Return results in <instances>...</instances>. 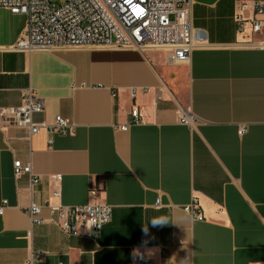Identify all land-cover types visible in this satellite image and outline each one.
Returning a JSON list of instances; mask_svg holds the SVG:
<instances>
[{
	"label": "crops",
	"instance_id": "1",
	"mask_svg": "<svg viewBox=\"0 0 264 264\" xmlns=\"http://www.w3.org/2000/svg\"><path fill=\"white\" fill-rule=\"evenodd\" d=\"M192 3L205 44L178 64L158 49L14 52L27 19L0 9V108L33 90L37 122L75 125L29 136L0 121V264H136L140 251L154 264H264V50L238 46L235 0ZM17 161L32 175L16 177ZM96 205L113 214L94 239L64 234L48 208Z\"/></svg>",
	"mask_w": 264,
	"mask_h": 264
},
{
	"label": "built area",
	"instance_id": "2",
	"mask_svg": "<svg viewBox=\"0 0 264 264\" xmlns=\"http://www.w3.org/2000/svg\"><path fill=\"white\" fill-rule=\"evenodd\" d=\"M234 21L238 35L245 40L238 46L264 50V43L254 37L264 31V0H235ZM192 0H0V9L13 15H23L27 27L11 50L19 53L36 51H67L84 49L131 50L145 53L166 50L170 64L186 63L193 50L204 45V35L192 26ZM85 86V84H83ZM44 106L33 90H26L18 107L0 108L3 128H17L35 136L41 131L48 135L73 136L75 125L62 116L52 123L37 122ZM134 123H139V109L131 112ZM181 122L190 125L187 117ZM129 126L118 127L127 131ZM245 129L239 131L240 135ZM52 143V140H49ZM16 177L32 175L31 165L14 163ZM57 182L59 177L55 179ZM32 183H38L33 178ZM96 193L95 190L92 191ZM54 196H60L56 189ZM7 202H3V215ZM160 206V203H157ZM53 223L71 237L96 238L112 220L113 209L107 205L82 207H49ZM198 206L187 209L194 219L202 220ZM43 208L31 204L27 214L33 225H42ZM136 264H154L143 252L134 257ZM27 264H33V261Z\"/></svg>",
	"mask_w": 264,
	"mask_h": 264
},
{
	"label": "clouds",
	"instance_id": "3",
	"mask_svg": "<svg viewBox=\"0 0 264 264\" xmlns=\"http://www.w3.org/2000/svg\"><path fill=\"white\" fill-rule=\"evenodd\" d=\"M150 223L153 227H165L168 226L169 221L164 217H158L153 218ZM142 231L147 235L148 230L146 228H142Z\"/></svg>",
	"mask_w": 264,
	"mask_h": 264
}]
</instances>
